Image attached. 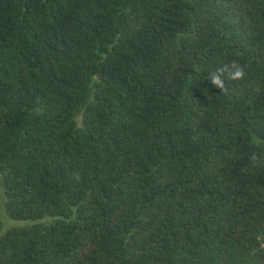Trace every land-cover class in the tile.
Returning <instances> with one entry per match:
<instances>
[{"label":"trees","instance_id":"1","mask_svg":"<svg viewBox=\"0 0 264 264\" xmlns=\"http://www.w3.org/2000/svg\"><path fill=\"white\" fill-rule=\"evenodd\" d=\"M0 198V264H264V0H0Z\"/></svg>","mask_w":264,"mask_h":264},{"label":"clouds","instance_id":"2","mask_svg":"<svg viewBox=\"0 0 264 264\" xmlns=\"http://www.w3.org/2000/svg\"><path fill=\"white\" fill-rule=\"evenodd\" d=\"M245 72L246 69L238 61L233 60L209 72L208 80L214 87L220 89L221 92L227 93L226 82H235L244 79Z\"/></svg>","mask_w":264,"mask_h":264},{"label":"rangeland","instance_id":"3","mask_svg":"<svg viewBox=\"0 0 264 264\" xmlns=\"http://www.w3.org/2000/svg\"><path fill=\"white\" fill-rule=\"evenodd\" d=\"M0 222L2 224V228L4 229H7L9 227L22 226L24 224L29 223L28 220L15 219L8 216L5 212L4 202L1 198H0Z\"/></svg>","mask_w":264,"mask_h":264}]
</instances>
